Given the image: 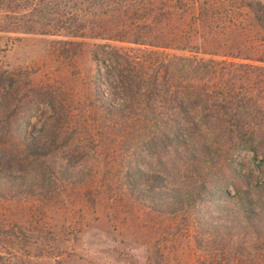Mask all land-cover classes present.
Listing matches in <instances>:
<instances>
[{
  "label": "rangeland",
  "instance_id": "1",
  "mask_svg": "<svg viewBox=\"0 0 264 264\" xmlns=\"http://www.w3.org/2000/svg\"><path fill=\"white\" fill-rule=\"evenodd\" d=\"M19 1L0 7V86L7 89L11 76L13 87L39 88L63 101L65 133L58 141L67 142L54 156L29 158L34 166L20 172L0 169V264H264V234L259 242L252 239L257 230L244 233L243 249L235 250L240 232L233 223L223 219L229 228L206 231L192 214L157 212L128 194L123 174L136 134L129 130L144 125L142 116L124 122L115 112L111 118L93 91L98 45L112 47L143 74L160 58L211 60L221 77L203 81L194 73L185 85L207 91L233 87L251 107L256 101L264 120V31L245 0H180L170 16L175 40L163 48L67 38L30 15L29 0ZM50 115L47 107L27 130L36 134ZM74 146L85 149L79 161L62 153ZM240 157L252 177L263 181L252 155ZM257 224L264 232V219Z\"/></svg>",
  "mask_w": 264,
  "mask_h": 264
},
{
  "label": "trees",
  "instance_id": "2",
  "mask_svg": "<svg viewBox=\"0 0 264 264\" xmlns=\"http://www.w3.org/2000/svg\"><path fill=\"white\" fill-rule=\"evenodd\" d=\"M12 1L0 0V7L7 9ZM171 1L29 0L28 3L30 15L42 18V25L67 38L125 39L163 48L175 40L170 16L172 8L175 10L181 1ZM245 4L264 31L263 20L257 13H264V4H253L251 0H245ZM255 4L259 8L254 10ZM93 60L97 67L93 74L97 105L110 117L117 112L124 122L132 117V122H137L140 116L144 122L143 126H131L129 130V134L134 131L136 134L128 147L123 174L128 194L157 212L192 214L206 231L229 228L222 225L223 219L233 223L240 232L236 234L235 250L243 249L240 243L246 232L257 230L252 239L259 242L264 234L257 224L264 219V180L256 181L253 171L240 157L250 153L256 170L264 177V120L256 101L252 102V109L248 98L234 93L232 86L219 91L187 87L185 83L194 73L203 81L221 77L217 64L211 60L160 58L143 74L108 45L96 46ZM6 79L7 89L3 91L0 86L3 92L0 169L20 172L63 148L66 139H58L65 133L62 114L66 115L67 110L52 92L13 87L14 79L11 76ZM2 80L0 74V85ZM114 100L119 103L113 104ZM47 107L51 115L42 122L40 130L36 134L27 130L34 118L41 119ZM46 137L47 142L38 145ZM19 145L23 147L21 151ZM84 151L77 146L62 153L79 161ZM29 158L34 161H28ZM222 202L225 204L219 207ZM218 208L219 211H214Z\"/></svg>",
  "mask_w": 264,
  "mask_h": 264
}]
</instances>
